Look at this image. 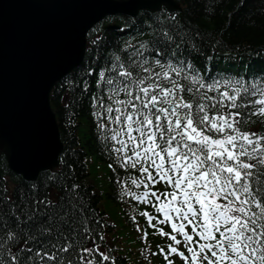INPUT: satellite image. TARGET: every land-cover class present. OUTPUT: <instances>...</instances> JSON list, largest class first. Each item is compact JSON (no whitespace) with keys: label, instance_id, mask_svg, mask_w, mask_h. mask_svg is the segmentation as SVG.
Returning a JSON list of instances; mask_svg holds the SVG:
<instances>
[{"label":"snow or ice","instance_id":"6c2138e0","mask_svg":"<svg viewBox=\"0 0 264 264\" xmlns=\"http://www.w3.org/2000/svg\"><path fill=\"white\" fill-rule=\"evenodd\" d=\"M247 3L239 0L240 8ZM91 6L87 0L74 5ZM180 28L172 16L138 47L126 45L130 53L106 56L102 68L97 55L96 67L84 73L99 69L101 94L91 95L89 106L105 141L123 135L110 167L135 170L138 177L131 183L140 193H125L123 182L121 198L134 196L155 210L141 215L164 238L156 252L148 250L163 264H264V67L249 73L259 77L251 82L240 73L233 80L199 70V49L187 50ZM74 34L69 22V55ZM92 46L100 53V35ZM40 79L11 122L0 108V149L24 165L37 163L51 147L42 125ZM66 86L80 87L82 97L92 91L83 78L66 80ZM108 121L118 125L110 137ZM66 157V172L21 180L11 190L0 176V264H118Z\"/></svg>","mask_w":264,"mask_h":264},{"label":"trees","instance_id":"16d2710c","mask_svg":"<svg viewBox=\"0 0 264 264\" xmlns=\"http://www.w3.org/2000/svg\"><path fill=\"white\" fill-rule=\"evenodd\" d=\"M182 5L181 11L159 12L151 14L142 12L139 20L152 21L155 28L161 22L170 20L172 16L177 18L180 24V31L186 42L188 51H193L192 45L199 49V61L210 53L211 50L219 47H232L237 51L256 50L264 47V0H248L247 6L243 9L238 5L239 0H176ZM203 6V7H202ZM118 22H129L128 16H116ZM175 22H173L174 26ZM102 49L97 53L92 46L91 40L87 49L88 57L93 60V67H96V57L99 55L100 67L105 66V58L114 55L124 56L125 52L130 53L131 48H125L121 40L111 37V31H101ZM215 52V50H214ZM94 73V72H93ZM66 81L62 84L65 85ZM60 84L56 89L59 90ZM95 89V83L91 85ZM68 92V98L63 103V94ZM81 88L68 90L64 87L58 97L53 94L51 102L58 114L59 130L64 149L61 157L66 159L75 168V183L81 185V195L85 201L92 205V209L98 215L101 227L102 215L110 209L116 212L120 205L114 199L116 186L109 185L104 181V176L112 171L120 173L118 168H110L112 165L105 156V148L97 137L100 128L93 119L92 110L89 106L87 96L82 97ZM69 105L68 107H65ZM61 157L58 167L49 171L41 172L38 178L43 179L45 174L57 172L62 169ZM109 166V167H108ZM64 172L67 169H62ZM4 173L8 177V187L11 190L15 184L22 179L20 176L10 173L6 161L0 155V175ZM108 174V175H109ZM27 181V180H24ZM31 182V181H29ZM120 222L127 227L123 214L120 213Z\"/></svg>","mask_w":264,"mask_h":264},{"label":"water","instance_id":"95a60500","mask_svg":"<svg viewBox=\"0 0 264 264\" xmlns=\"http://www.w3.org/2000/svg\"><path fill=\"white\" fill-rule=\"evenodd\" d=\"M167 0H87L92 5L79 9L74 5L84 0H0V108L9 122L32 99L35 82L42 110V125L51 147L37 163L24 165L18 155L5 150L8 164L25 178H35L40 170L57 163L62 149L54 114L49 107L53 84L81 59L85 35L105 14L138 9H158ZM75 25L72 53L65 52L66 27Z\"/></svg>","mask_w":264,"mask_h":264}]
</instances>
